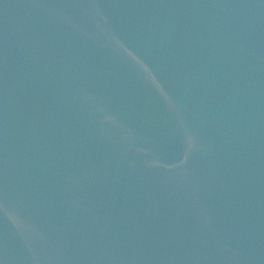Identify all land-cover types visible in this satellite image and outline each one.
<instances>
[{"label": "water", "instance_id": "1", "mask_svg": "<svg viewBox=\"0 0 264 264\" xmlns=\"http://www.w3.org/2000/svg\"><path fill=\"white\" fill-rule=\"evenodd\" d=\"M0 264H264V0H0Z\"/></svg>", "mask_w": 264, "mask_h": 264}]
</instances>
